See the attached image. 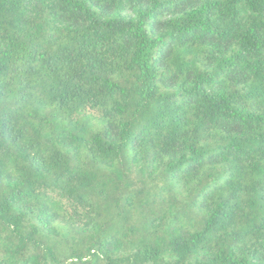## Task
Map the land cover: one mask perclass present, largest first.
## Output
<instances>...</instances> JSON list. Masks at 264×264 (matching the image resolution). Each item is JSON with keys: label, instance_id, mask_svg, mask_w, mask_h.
I'll return each mask as SVG.
<instances>
[{"label": "trees", "instance_id": "16d2710c", "mask_svg": "<svg viewBox=\"0 0 264 264\" xmlns=\"http://www.w3.org/2000/svg\"><path fill=\"white\" fill-rule=\"evenodd\" d=\"M0 264H264V0H0Z\"/></svg>", "mask_w": 264, "mask_h": 264}]
</instances>
